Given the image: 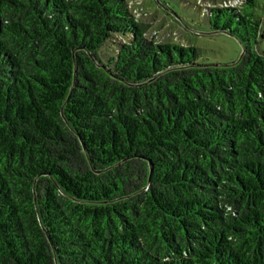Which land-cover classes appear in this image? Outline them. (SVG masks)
I'll return each instance as SVG.
<instances>
[{
    "label": "trees",
    "instance_id": "16d2710c",
    "mask_svg": "<svg viewBox=\"0 0 264 264\" xmlns=\"http://www.w3.org/2000/svg\"><path fill=\"white\" fill-rule=\"evenodd\" d=\"M256 7L204 9L215 65L129 0H0V264H264Z\"/></svg>",
    "mask_w": 264,
    "mask_h": 264
},
{
    "label": "rangeland",
    "instance_id": "374dc122",
    "mask_svg": "<svg viewBox=\"0 0 264 264\" xmlns=\"http://www.w3.org/2000/svg\"><path fill=\"white\" fill-rule=\"evenodd\" d=\"M236 0H129L131 11L141 22L152 25L146 33L149 40L193 46L202 50L200 62L229 65L243 54L241 43L233 36L213 33L204 9L212 6L234 5ZM253 10L263 25L264 0H256ZM257 49L264 53V40Z\"/></svg>",
    "mask_w": 264,
    "mask_h": 264
},
{
    "label": "built area",
    "instance_id": "2783aa9c",
    "mask_svg": "<svg viewBox=\"0 0 264 264\" xmlns=\"http://www.w3.org/2000/svg\"><path fill=\"white\" fill-rule=\"evenodd\" d=\"M240 1L241 0H236L235 2H234V5L233 4H231L230 6H238L239 5V3H240ZM130 3V2H129ZM130 6H131V4H130ZM227 6V5H226ZM136 15V14H135ZM137 16V15H136Z\"/></svg>",
    "mask_w": 264,
    "mask_h": 264
},
{
    "label": "water",
    "instance_id": "95a60500",
    "mask_svg": "<svg viewBox=\"0 0 264 264\" xmlns=\"http://www.w3.org/2000/svg\"><path fill=\"white\" fill-rule=\"evenodd\" d=\"M243 56H244V51H243L241 59L238 62H236L235 64L239 63L242 60Z\"/></svg>",
    "mask_w": 264,
    "mask_h": 264
}]
</instances>
